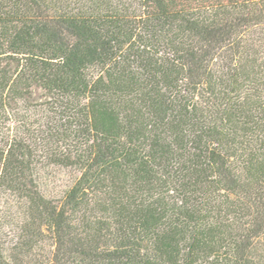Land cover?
Masks as SVG:
<instances>
[{"label":"trees","instance_id":"16d2710c","mask_svg":"<svg viewBox=\"0 0 264 264\" xmlns=\"http://www.w3.org/2000/svg\"><path fill=\"white\" fill-rule=\"evenodd\" d=\"M0 264H264V0H0Z\"/></svg>","mask_w":264,"mask_h":264},{"label":"rangeland","instance_id":"374dc122","mask_svg":"<svg viewBox=\"0 0 264 264\" xmlns=\"http://www.w3.org/2000/svg\"><path fill=\"white\" fill-rule=\"evenodd\" d=\"M2 213H1V211H0V215H1ZM2 225V223H0V226Z\"/></svg>","mask_w":264,"mask_h":264}]
</instances>
